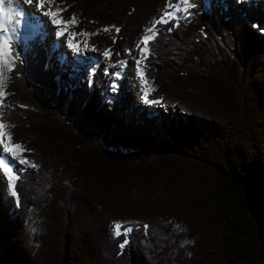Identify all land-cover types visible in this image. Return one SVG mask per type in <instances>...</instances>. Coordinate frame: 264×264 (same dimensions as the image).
<instances>
[{
    "label": "trees",
    "instance_id": "1",
    "mask_svg": "<svg viewBox=\"0 0 264 264\" xmlns=\"http://www.w3.org/2000/svg\"><path fill=\"white\" fill-rule=\"evenodd\" d=\"M56 1L111 54L70 83L35 41L11 71L1 120L36 166L15 168L19 204L0 177V264H264V0H194L187 24L157 25L150 98L184 118L159 124L126 113L128 78L114 98L93 85L171 0Z\"/></svg>",
    "mask_w": 264,
    "mask_h": 264
},
{
    "label": "snow or ice",
    "instance_id": "2",
    "mask_svg": "<svg viewBox=\"0 0 264 264\" xmlns=\"http://www.w3.org/2000/svg\"><path fill=\"white\" fill-rule=\"evenodd\" d=\"M49 4L53 2V0H48ZM20 3H23L25 5H33L35 4V7L38 11H41L44 16H48L52 19V23L56 25H71L76 23V17L73 14L72 18L70 20H64V19H56L55 17L59 14H61L65 9H61L57 7L55 11L51 9L49 6L47 10H45V0H0V97H3L6 95L4 89L6 87V80L7 77L5 75V69H7L8 72H11L16 67V62L20 59V53L15 52L13 45L16 43V31L17 26L19 25V17L25 15V10L22 8L15 7L16 5H19ZM182 4L184 5L183 11L185 13H190V9L194 8L196 5L190 0H182ZM179 8V5L176 6ZM167 17H173V13L170 11H164L160 17V19L154 20L152 22L153 27H150L146 30V34L143 35L142 40L140 43L137 44V48L141 52V58L136 61V66L138 69V74L141 77V85L147 84V80L144 78V72L143 68H141V64L143 63V60L147 58V55L151 54V49L147 47L150 41L155 39V36L158 35V32L155 30V26L161 23L169 24L170 21L167 19ZM174 18V17H173ZM115 31L119 32L120 29L118 27H115ZM169 31L171 28L168 29ZM105 31H108V29H105ZM66 32V28H60L59 35L63 36ZM151 33V34H149ZM70 39H69V45L74 47L75 50L79 51V47L72 44V38H74L76 33H70ZM91 35V34H88ZM143 45V47H141ZM110 50H106L104 52L105 56H109ZM22 62V61H21ZM123 63V62H121ZM120 73H116V76L119 77ZM115 84L112 85L113 90H115ZM143 92V99L146 103H157L160 101H157L155 99H149V94L147 89L142 87ZM22 107H24L22 105ZM2 115V114H0ZM8 126L0 120V144H3V151L6 153H12L13 158H15V152L13 151V148L15 149H21L23 151L22 145L19 143L14 144L12 147L9 146V143H5L3 137L7 136L8 141H11L12 137L10 133H7L5 130ZM20 163L27 164L29 163L26 159L20 160ZM30 166L35 167L36 165L31 164ZM0 167L3 168V171L7 174V184L9 191L11 192V195L16 198V203H20L19 194L16 191V181L20 179V176L17 174L19 170H16V172L13 171V168L9 166L7 162L4 160H0ZM147 228V225L144 226ZM179 227V226H178ZM132 231L131 228L126 227L122 222H114L113 224V235L114 236H125ZM128 243L127 239H124L121 241L119 247L123 249L126 244Z\"/></svg>",
    "mask_w": 264,
    "mask_h": 264
},
{
    "label": "rangeland",
    "instance_id": "3",
    "mask_svg": "<svg viewBox=\"0 0 264 264\" xmlns=\"http://www.w3.org/2000/svg\"><path fill=\"white\" fill-rule=\"evenodd\" d=\"M173 1L174 0H171L169 2L167 11L171 12V9H172V4L171 3ZM193 1L194 0H192V3H194ZM209 2H210V0H205L206 7H208ZM54 3H55V5H54L55 9H57V7L61 8V9H65V7L62 4H59L56 0H54ZM189 11H190L191 15H189L188 13H185L183 11V9H182V11L179 14H173L174 18L173 17H167V19H169V20L177 19L180 23L186 24L196 15V11H195L194 8H191ZM64 14H65V11H63L61 13L63 19L70 20L72 18L71 17V18H67L66 19L64 17ZM76 21H77L76 23L69 25L72 29H74V31H76V27H77L79 19L76 18ZM152 26L153 25H152V22H151L150 25L147 26L145 29H147L149 27H152ZM155 30L158 32L157 25L155 26ZM77 33L81 34V36L85 37V39L87 38L85 47H89L91 49L96 50L97 51L96 55L97 56L100 55L101 57L97 58L98 62L95 64V66L82 67V68L79 69L78 72H76L74 74L67 75V74L63 73L60 68H58V66L56 64V60L53 57V55L51 54V46H50V41L48 39L49 33H47V32L44 33V32H42L40 30H37L29 39L24 40V41H22L20 43H18L16 41V43L13 45V48H14V53L13 54H15V52H19L20 53V59L19 60L24 61L25 58H26L25 53H26L29 45L31 44V42H35V41L40 42V43H42V46H45L47 51H48L47 52V67L52 68L57 73V78L60 81H66V82H70V83H72V82L81 83V82H83V77H86V78L90 79L91 81H93V80H95V72H96L97 68L100 65H104L105 61L110 58V55L109 56H105L104 55V52L107 50V48L106 47H100V41L98 40V38L96 36L98 34L97 31L96 32H92V33L91 32L81 31V32H77ZM88 34H91V35H88ZM138 40H139V38H138ZM137 44H138V41H137ZM137 44L135 46V52L131 56H129L126 59L121 60V61H119L117 63L114 78L109 83H103V84H101L98 87L93 85V89H98L99 90V94L100 95H104L107 98H114L115 97V93H117L119 91L121 84L122 85L124 84V81H123L124 78H128L129 79V83H130V88L136 94V99H135L134 103L132 104V106L130 108L126 109V113L128 115L129 114L133 115V116L137 117L140 121L148 122V123H154V124H159V123L171 122L173 120L177 121L179 119H184L182 114L180 113V110L164 108L163 106H161L160 102L148 103V106H144L141 103V101H142L141 99H143L142 87L147 89L150 100H151L150 95L153 93V91L155 89V86L153 84V80L150 77V73L152 72V69H150V67L146 64V61H144V68L146 69V73L144 74V78L147 80V84L141 85V77L139 76L138 77V81L140 83V88L135 87L134 86V77H133V75L130 74V73H127L121 79V81L116 85V81H115L116 77H117L116 73H118V69L123 64L121 62H125V61L131 62L137 56V53H138ZM17 62H16V64H17ZM110 65H112V64H107V66H110ZM107 73L108 72H105V73L100 72L97 79L103 78ZM10 75H11V73H10ZM109 75H111V73H109ZM10 78H11V76H10ZM9 84H10V79H9ZM9 84H8V86H9ZM113 84H115V86H116L115 90H113V88H112ZM7 88H6V92H5L6 93L5 97H7L9 95V92L7 91L8 90ZM157 101H159V100H157ZM103 105H104L103 102H101V106H103ZM3 106H4V100H3V105H2V109H1V114H2V110H3ZM156 112L158 113L157 116H155ZM2 122H4V121H2ZM4 123L6 125H10L11 126V130L14 127V125H12V124H10L8 122H4ZM22 148H23V146H22ZM24 152H25V149L23 148L22 156L29 163H27L25 166L21 165V164H17L15 166V168H19L21 170H24V169H26L27 167H29L32 164L24 156ZM15 168H14V172H16ZM0 177H2L7 182V179L4 176L0 175ZM8 191H9V189H8ZM9 193H11V192L9 191ZM131 229H132V227H131ZM110 230L113 233V224L111 225ZM129 235H130V233L127 235V241H128V243H131L132 240L131 239L129 240Z\"/></svg>",
    "mask_w": 264,
    "mask_h": 264
},
{
    "label": "bare ground",
    "instance_id": "4",
    "mask_svg": "<svg viewBox=\"0 0 264 264\" xmlns=\"http://www.w3.org/2000/svg\"><path fill=\"white\" fill-rule=\"evenodd\" d=\"M192 2V0H190ZM172 9L171 12L173 14H179L182 9L184 8V5L182 4V0H174L172 3ZM55 3L54 0L51 4H49L48 0H45V10L50 6L53 11H55L54 7ZM179 5V8L176 6ZM17 8H22L25 10V15L19 17V25L17 26L16 31V41L18 43L29 39L37 30H40L44 33H49L48 39L50 41L51 46V54L56 60V64L58 68L61 69V71L67 75L74 74L79 71L82 67L87 66H95V64L98 62L97 58L101 57L100 55L97 56V51L94 49H91L89 47H85L86 45V39L85 37H82L81 34H78L74 29H72L69 25H56L52 23V19L48 16H44L41 11H38L35 7V4L33 5H25L23 3H20L19 5H16ZM56 19H63L62 15L59 14L55 17ZM65 20V19H64ZM187 24V23H186ZM153 27V26H152ZM60 28H66V32L63 36L59 35ZM150 28V27H149ZM148 29V28H147ZM143 31V33L140 35L138 43L142 40L143 35L146 34V30ZM70 33H76L74 38H72V44L79 47V51L75 50L74 47L69 45V39H70ZM151 34V33H149ZM143 47V45H141ZM148 48L149 44L147 45ZM52 57V58H53ZM141 58V52L138 49L137 56L131 61H125L123 62L122 66L118 69V73H120L119 77H116V85L121 81V79L127 74L130 73L134 77V86L137 88H140V83L138 81V69L136 66V61ZM144 61L141 64V68H143L144 74L146 73V69L144 68ZM10 73L7 69H5V75L7 77L6 80V87L4 91L6 92V88L9 84L10 79ZM4 97H0V114L1 109L3 105ZM141 103L144 106H148V103L144 101V99H141ZM158 113H155V116H157ZM1 120V115H0ZM6 132L11 134V126L7 125ZM5 143H9V146L12 147L15 143H13L12 139L11 141H8L7 136L3 137ZM13 151L15 152V158H13L12 153H6L3 151V144H0V160H4L9 164L10 167L14 168L17 164L26 165L20 163V160L24 159L22 156V150L21 149H15L13 148ZM0 175L4 176L7 179V174L3 171V168L0 167Z\"/></svg>",
    "mask_w": 264,
    "mask_h": 264
},
{
    "label": "water",
    "instance_id": "5",
    "mask_svg": "<svg viewBox=\"0 0 264 264\" xmlns=\"http://www.w3.org/2000/svg\"><path fill=\"white\" fill-rule=\"evenodd\" d=\"M177 110H180V109L178 108ZM129 228H131V227H129Z\"/></svg>",
    "mask_w": 264,
    "mask_h": 264
}]
</instances>
